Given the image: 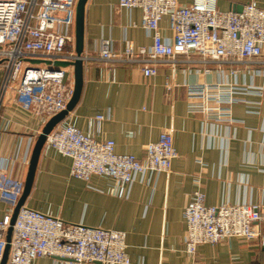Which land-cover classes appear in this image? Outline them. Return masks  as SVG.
<instances>
[{"label": "crops", "instance_id": "1", "mask_svg": "<svg viewBox=\"0 0 264 264\" xmlns=\"http://www.w3.org/2000/svg\"><path fill=\"white\" fill-rule=\"evenodd\" d=\"M191 1L178 0L183 5ZM250 1L264 8V0H215L221 11ZM140 20L137 7H119L118 0H86L83 54H95L101 39H109L114 51L127 43L148 47L151 34L140 27ZM159 27L170 40L166 17ZM200 66L161 63L155 75L145 77L136 65L109 67L84 62L79 99L57 125L71 124L97 140L111 139L115 152L139 159L148 142L170 129L177 156L169 172H145L120 190L106 176L94 174L89 181L72 177L71 159L44 143L25 206L65 222L125 231L130 264H264V247L237 237L215 245L199 244L194 254L185 252L182 213L197 189L194 177L200 178L207 205H264V99L237 95L241 101L232 105L234 121L228 123L215 120L212 111L196 108L200 99L186 93L190 83L228 81L261 86L264 77L254 75L252 69L264 65H253L234 77L214 66L209 73L197 72ZM71 77L73 81V69ZM166 81L170 89L165 87ZM12 99L13 92L8 90L0 107V158L18 154L12 174L24 183L33 143L49 115L18 111ZM98 114L108 115L99 127L94 121ZM30 137L33 141L25 164L22 159ZM4 208L2 205L1 211ZM32 264L61 261L43 256Z\"/></svg>", "mask_w": 264, "mask_h": 264}, {"label": "built area", "instance_id": "2", "mask_svg": "<svg viewBox=\"0 0 264 264\" xmlns=\"http://www.w3.org/2000/svg\"><path fill=\"white\" fill-rule=\"evenodd\" d=\"M77 0H0V107L5 93L13 92L18 111L52 115L65 109L73 93L72 66L77 58L109 67L136 65L145 77L157 73L161 63L174 67L186 62L201 65L197 72L209 73L210 66L233 77L264 65V8L250 1L240 12L221 11L215 0H118L119 7L141 10L140 27L151 34L148 47L127 43L120 51L101 39L95 54L74 52V16ZM166 17L171 38L167 40L159 23ZM227 67V69H224ZM264 77V67L252 69ZM165 87L171 88L166 81ZM189 98L201 111H212L215 120L233 123L232 105L239 94L264 99V84L258 87L230 82L190 83ZM214 105H210V103ZM108 115H95L97 127ZM30 137L23 157L28 163ZM45 144L71 159L70 175L89 181L101 175L115 181L120 190L145 172H169L177 156L170 129L162 130L144 147L141 159L117 153L111 139L97 140L71 124H59L46 136ZM264 152V143L261 144ZM18 157L0 158V261L12 210L23 183L12 174ZM201 165L203 163L199 161ZM197 189L183 209L185 252L194 254L199 244H218L237 237L255 240L264 247V205L259 203L207 205ZM5 208L1 211V206ZM59 258L61 264H130L126 233L116 229L65 222L25 206L12 225L6 264H32L39 257Z\"/></svg>", "mask_w": 264, "mask_h": 264}, {"label": "water", "instance_id": "3", "mask_svg": "<svg viewBox=\"0 0 264 264\" xmlns=\"http://www.w3.org/2000/svg\"><path fill=\"white\" fill-rule=\"evenodd\" d=\"M85 2L86 0H77L76 5H75L74 52L78 57L81 56L83 53V13H84ZM241 9H242V6H236V7L233 6L231 8V10L235 12H240ZM66 64L71 65L73 69V93L65 109L49 117V119L46 121V123L42 127L40 133L37 135L33 143L26 176H25V180L23 183L22 192L12 210L10 221H9V226L5 234V246H4L0 264H6L7 255L9 251V242H10L11 233H12V225L15 221V218L17 216V213L20 207L24 205L25 199L28 196L29 191L31 189L38 157L45 143L46 136L74 108L75 104L77 103L79 99V95L81 92V86H82L83 60L81 58H77L71 63H65V62L56 63V65H61V66L66 65Z\"/></svg>", "mask_w": 264, "mask_h": 264}, {"label": "rangeland", "instance_id": "4", "mask_svg": "<svg viewBox=\"0 0 264 264\" xmlns=\"http://www.w3.org/2000/svg\"><path fill=\"white\" fill-rule=\"evenodd\" d=\"M0 83H1V79H0Z\"/></svg>", "mask_w": 264, "mask_h": 264}]
</instances>
